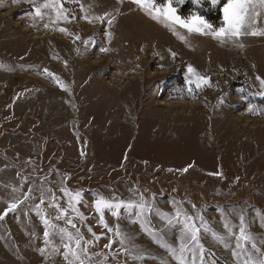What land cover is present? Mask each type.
Returning <instances> with one entry per match:
<instances>
[{"label":"rangeland","instance_id":"1","mask_svg":"<svg viewBox=\"0 0 264 264\" xmlns=\"http://www.w3.org/2000/svg\"><path fill=\"white\" fill-rule=\"evenodd\" d=\"M145 4L0 0V264L85 258L61 229L86 264H177L186 216L205 264L264 258V34L188 33ZM173 7L223 24L211 0ZM100 198L150 211L102 209L104 227Z\"/></svg>","mask_w":264,"mask_h":264},{"label":"snow or ice","instance_id":"2","mask_svg":"<svg viewBox=\"0 0 264 264\" xmlns=\"http://www.w3.org/2000/svg\"><path fill=\"white\" fill-rule=\"evenodd\" d=\"M133 3L139 5L140 7H146L145 0H132ZM162 2V0H161ZM183 3V0H167V4L164 7H155L154 11L157 14L153 16L154 19L157 16H163L167 21L172 24L179 25L180 28L186 29L188 33H198L202 35H212L217 38L223 39H231V38H239L243 34H251V35H260L264 33H260L257 31H249L253 24L257 22V19L260 17L261 12H264V0H211V4L213 6L221 5L220 10L223 13V24L219 26L218 29H214L213 26L208 23L202 16L197 14H192L187 19L181 18V16L177 15L176 8L173 7V3ZM199 3V0H197ZM53 5L51 3H45L40 6L35 7L36 16H42L41 8H49ZM151 8L150 5H148ZM111 23V20L108 21ZM183 39V37H181ZM175 55V54H173ZM188 71L191 73L193 69L190 67ZM203 79V78H201ZM259 79V78H258ZM205 83L207 81H204ZM261 85H264V80L260 81ZM77 196L79 193L76 194ZM16 204L11 205V209H14ZM96 210L101 213L100 222L104 227H108L107 223L103 219L102 209H116L117 211H112L113 216H118V210L122 207H126L128 209L138 208L139 214H143L145 212H149L150 209L145 207V203L143 200L139 204L134 203H112L111 200H105L104 198H100L96 201ZM63 215V213H62ZM179 215V214H178ZM2 218V217H0ZM59 219V217H57ZM192 217L186 216L185 222L182 227V235H181V244L179 249L170 248L171 254L177 261V264H186L187 258L184 253L187 251L191 254L190 264H197L199 260V264H205V248L204 245L200 242L199 232L200 228L195 225V223H190L192 221ZM241 227L240 234L236 238V249L240 251H233V257L239 258L241 254L244 252V247L241 241L247 242L252 239V237L246 233L245 228L243 227V217L241 216ZM47 224V220H45ZM73 228L76 227L73 224L72 220L67 221ZM227 228L228 226L225 225ZM67 236L69 241L75 239V247L80 248L81 252L84 253L85 258H81V256L73 250L71 244H64V248L67 251L64 252V259L68 261V264H74L75 261H78L79 264H86V259L90 260L91 257L87 255V248H81V240L73 237L70 233H67L65 229L60 230ZM91 231V229H89ZM112 231V229H109ZM49 235L48 232H45V236ZM116 235L120 236L119 228L116 229ZM213 237L218 241H222V237L217 236L216 233H213ZM63 239V237H62ZM99 239V237H97ZM128 239H132L128 237ZM185 241H191V245L186 243ZM120 243L123 245L125 243V239L122 238ZM105 247H110V245H105ZM253 249H255V244L252 245ZM264 257V253L260 254ZM69 256L72 259H69ZM136 259H143L142 256L137 255ZM237 264H239V259H237ZM244 264H264V258L259 260H254L252 257H248L244 261Z\"/></svg>","mask_w":264,"mask_h":264}]
</instances>
